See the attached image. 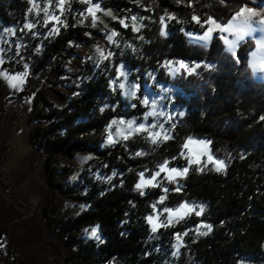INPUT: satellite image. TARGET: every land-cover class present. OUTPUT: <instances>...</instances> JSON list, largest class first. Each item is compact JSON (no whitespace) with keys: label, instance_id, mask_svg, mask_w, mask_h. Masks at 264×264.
I'll list each match as a JSON object with an SVG mask.
<instances>
[{"label":"trees","instance_id":"16d2710c","mask_svg":"<svg viewBox=\"0 0 264 264\" xmlns=\"http://www.w3.org/2000/svg\"><path fill=\"white\" fill-rule=\"evenodd\" d=\"M66 2L58 32L49 36L21 32L25 42L22 56L29 75L19 97L32 96L37 117L44 121L38 127L37 145L47 162L58 154L72 159L78 151L90 148L98 158L100 175L83 171L72 185L50 181L51 190L61 200H78L87 208L57 221L46 206H40L34 215L40 218L45 241L55 234L56 223V234L67 235L73 249L69 259L84 264L264 262V81H256L249 65L255 41L241 43L234 56L219 33L204 46L189 42L184 32L202 31L210 17L227 23L241 7L258 4L253 0H102L103 6L118 16L110 21L118 33L112 44L108 33L93 28L91 19L84 17L81 1ZM29 8V0H0V24L22 25ZM133 16L142 21L139 31H134L132 24L124 27L120 23L122 18ZM165 27L169 33L161 35ZM90 35L114 51V58L106 67L96 69L87 63L69 75L65 62L73 52L72 45L91 42ZM178 59L211 65L172 78L166 63ZM121 62L135 70L139 81L137 95L131 101L117 84H112V79L119 78ZM151 74L175 86L179 91L176 100L185 107L170 139L152 143L136 134L106 144L113 120L141 118L147 112L142 100ZM46 90L65 104L55 105L45 96ZM190 137L210 139L212 152L224 160L225 167L221 171L211 167L190 169L185 176L167 183L171 188L167 193L162 185L136 188L141 172L153 171L176 157ZM2 184L9 188L3 180ZM183 202L200 204L202 214L193 212L153 236L147 222L153 205L175 207ZM201 223L211 230L189 231L178 255L172 258L175 233ZM94 225L102 235L100 241L76 235ZM3 243L0 231V261Z\"/></svg>","mask_w":264,"mask_h":264},{"label":"rangeland","instance_id":"374dc122","mask_svg":"<svg viewBox=\"0 0 264 264\" xmlns=\"http://www.w3.org/2000/svg\"><path fill=\"white\" fill-rule=\"evenodd\" d=\"M29 1V16L22 25L6 26L0 24V46L1 56L4 59V68L14 74L27 73L22 86L17 88V90L10 92L0 102V108L4 107L3 112H0V205L4 206L6 202H8L18 211L25 214L23 217L24 219L31 218L38 221L41 226L42 240L40 241V239L36 237V227L34 221L23 222L21 218H13L7 211L0 209V231L4 237V243L1 245L2 254L0 264H84L81 260L73 261L69 259L72 255L73 249H71L67 243V235L59 236L56 234V223L53 226L55 234L50 239L45 241L40 218L34 215V212L38 211L40 206H46L49 210V214L57 221H60L61 219H68L79 214L87 208V205L78 200L67 198L61 200L59 195L51 190L50 181L64 182L68 185H72L83 171L87 174L94 173L96 175H100V171L98 158L90 148L78 151L72 159H68L63 155L58 154L52 156L47 162L42 156L40 148L37 145L38 127L43 125L44 121L37 117L38 110L33 106L32 96L22 98L19 97V93L24 89L29 75L28 66L25 64L22 56L25 42L22 38L21 32L28 31L35 36H49L55 33L53 29H59L64 22V16L67 11V0H65L63 13H61L58 7V0H51V3H49V0ZM79 1L82 2V0ZM253 1L258 5L246 6L259 13L258 16H254L251 19L252 27L257 30L253 32L251 36H247L245 40L252 39L256 44V40L264 38V32L259 30L260 25L258 24V21L264 18V0ZM82 3L85 5V11L83 13L84 17L90 18L92 27L99 31L108 33L107 37H109L114 32L110 21L118 18L117 13L111 9L105 8L102 4V0H91V5L85 2ZM97 3L100 6V10L96 11L95 26H93V17L88 13L87 9ZM45 8L48 9V16H59L62 23H58L55 20H48L45 12L43 11ZM108 12H111V15H107ZM113 17H115V19ZM122 20H124L127 25L128 23L133 25L131 17H124ZM214 21L220 25H226L230 22L221 23L216 20ZM29 23L33 24L34 27L31 29L26 28L25 25ZM165 23H167V20H165ZM203 25L204 29L202 31L184 29L189 42L208 46L216 33L226 37L228 40L235 39L233 34L221 32L215 27V25L208 23H204ZM135 26H138L139 30L142 26V21L138 17H136ZM208 28L213 29L211 32V39L207 42L200 40L199 37L203 36ZM164 32L166 34L169 33L166 27ZM90 37L92 39L91 42L75 43L72 45L73 52L69 54V57L65 62V69L69 75H73L78 67L87 63L93 64L96 69L106 67V65L114 58V51L104 48L97 36L90 35ZM110 42L112 44L116 43L115 36ZM241 42L242 41H240L237 46ZM225 45L227 49L228 45ZM97 48L102 49L105 56L108 58L102 59L100 54L97 52ZM255 51H257V44L250 51L249 65L254 78L257 81H263L264 72H261L258 68L254 71L252 68V53ZM108 53H111L112 55L108 56ZM181 61L188 65V68H194L195 70L192 72L199 71L206 65H211V63L207 61H188L182 59L168 61L166 63V67L172 78H175L183 72L191 73L182 67L180 68V71L175 74L170 71V69L180 67L178 62ZM121 65H123L122 69L120 67ZM196 65L200 66L196 67ZM121 71L126 73V77L120 74ZM118 77L119 78L116 81L115 79H112V84H117L119 87V84L123 83L125 87L123 89L119 88L122 90L123 96L127 100L131 101L137 95V91L139 89L133 87L134 85H139V81L135 75V70L129 69L124 62H121L118 66ZM150 79L151 83L144 85V94L149 100L147 112L141 118L122 117L115 119L116 121L123 120L125 123L110 124L108 127V135L105 142L106 144H114L119 140L125 139L124 136L131 138L136 134H142L152 142L150 132L161 133L160 137L157 138V142L165 140V135L171 137L173 125H175L177 120L184 115L185 107L176 100L179 95V91L175 86L158 81L155 79L154 74L150 75ZM130 89L136 92L134 97L125 95V93ZM1 90L2 89H0V91ZM67 91L68 90L66 89V92ZM44 94L57 106L61 107L65 104V101L57 99L51 91L46 90L44 91ZM153 101L156 102L155 111L157 113L163 112L165 115L147 116V119H145L146 114L153 111ZM132 120L136 122L134 127L140 124H145L146 126H149V131L131 132L130 129H127V122ZM153 124L156 125L155 128L150 127ZM117 131H123V135H116ZM129 132H131L130 135ZM109 135L112 136L111 143L108 141ZM189 139L196 142L203 141L204 143H191L187 148H185L184 145L188 143ZM209 156L212 157V160H209ZM89 157L90 159H88ZM216 161H223L225 165L224 160L216 157L212 152L210 139L204 137H190L183 143L182 149L176 157L165 161L167 162L166 170L160 172L159 176L156 177L152 184L145 185L141 190L151 186L162 185L163 189H168V191H170L171 188L168 186V182H175L179 177L185 176L190 169H202L203 167L216 169ZM165 162L160 164L153 171H143L144 179H151L153 175L160 170V167L165 164ZM185 168H187L188 171L184 175L176 176L174 180H170L168 178L169 171L171 169L183 172ZM173 175L175 174L173 173ZM2 180L7 187H9L8 189L3 186ZM139 182L140 176L137 184ZM184 204L193 206L195 211L187 212V210H185L183 218L193 212H198L200 207H202L200 204L189 202H183L175 207L160 208L155 206L152 212L147 215V218L152 216L154 222L158 225L157 230L153 232L152 224H150L147 219L151 234L156 236L160 229L166 227L168 228L176 220L182 219L180 216H173L172 223H167L170 213L165 211V209H171L175 212ZM93 229H98L97 236L99 239L91 236ZM191 230L196 233H200L207 231L208 227L205 223H201L196 227H186L185 229L178 230L172 240L170 251L172 258H176L180 248L185 243L184 237ZM178 234L181 237L179 241L177 240ZM76 235L85 240L92 239L100 241L102 239L98 225L86 227L77 231ZM56 239L64 241V244L68 249L66 256L62 254V251L54 243V240ZM178 244L180 247L177 252ZM169 264H173L172 260H170ZM240 264H264V262H255L253 260L243 259Z\"/></svg>","mask_w":264,"mask_h":264},{"label":"snow or ice","instance_id":"6c2138e0","mask_svg":"<svg viewBox=\"0 0 264 264\" xmlns=\"http://www.w3.org/2000/svg\"><path fill=\"white\" fill-rule=\"evenodd\" d=\"M82 2H85V3H88V4L91 5V0H82ZM49 3H51V0H49ZM64 4H65V0H58V7H59L61 13H63ZM97 10H100V6H99L98 3L95 4V5H92L91 7H89L87 9L88 13L91 14L92 17H93V26H95L96 11ZM43 11L45 12V15L47 16L48 20H55L58 23H62V21H60L59 16H55V15L48 16V9L47 8L43 9ZM107 15H111V12H108ZM258 15H259V13L255 12L253 9L248 8L245 5V6L241 7L239 11L236 12V14L232 18V20L226 25L217 24L214 20H212L211 17L205 23L215 25V27L217 29H219L221 32H228V33L233 34L235 36L234 40H228L224 36L220 37L221 39L224 40L225 44L228 45L227 51L232 52V54L235 56V48H236L237 44L240 41L245 40V38L247 36H251L252 33L257 30V29L252 27L251 19H252V17L258 16ZM113 18L115 19V17H113ZM131 19H132L133 25H134L133 30L134 31H139V27L135 26L136 17L133 16V17H131ZM193 19L196 20L198 23L200 22L198 17L194 16ZM163 20H164V17H161V22H163ZM120 23L124 27L128 26L127 24H125L124 20H121ZM258 24L260 25L259 30L264 32V18H262L260 21H258ZM25 27L28 28V29H31V28L34 27V25L29 23V24L25 25ZM53 31L58 32L59 29L56 28V29H53ZM212 31H213L212 28H208L207 31L204 33V35L199 37V39L207 42L208 40L211 39V32ZM116 35H118V33L113 32L108 37V40L111 41L113 39V37L116 36ZM161 35H166V33L162 31ZM256 44H257V51L252 53V56H253L252 68H253L254 71L257 70V68H258L261 72H264V59L259 60V62H257V60H256V57H257L258 53H264V38L256 40ZM97 52L100 54V57L102 59H107L108 58L107 56H105L104 51L102 49L97 48ZM110 55H112V54L108 53V56H110ZM2 63H3V61L0 60V64H2ZM178 63L180 65V67H176L174 69H170V71H172L173 74L179 72L181 67L187 69L189 72H192V71L195 70L194 68H191V69L188 68V65L184 64L182 61L178 62ZM199 66L200 65H196V67H199ZM120 67L122 69L123 65H121ZM205 67H207V65ZM120 74L122 76L126 77V73H124L123 71H121ZM0 75H5V78L9 81L11 86L13 88H17L18 87V83L19 84H23V82H24L23 81V77H26L27 73L25 72V73H23L21 75H18V76H7L6 74H3V73H0ZM113 83H115V82H113ZM119 87L121 89H123L125 87V85L123 83H121V84H119ZM133 87L138 89L139 85H134ZM125 95H130V96L134 97L136 95V92L132 91L130 89L128 92L125 93ZM142 103L145 106H148L149 105L148 98L145 97L142 100ZM155 104H156V102L153 101V104H152L153 111L147 113L146 116H145V119H147V116L165 115V113H163V112L157 113L155 111ZM124 123L125 122L123 120H121V121L113 120L112 121V124H124ZM134 125H136V122L134 120L128 121L127 122V129H130L131 132L149 131V126H146L145 124H140V125L135 126V127H134ZM150 127L151 128H155L156 125L153 124ZM173 127H174V125H173ZM131 132H129V135L131 134ZM116 135H118V136L123 135V131H117ZM160 135H161L160 132H155V133H151L150 132L152 143H156L157 142V138H159ZM124 138L127 139L128 137L124 136ZM164 139H170V137L165 135ZM108 141L110 143L112 142V136L111 135H109ZM191 143H204V142L203 141L196 142V141H193V140L189 139L188 143H186L184 145V147L187 148L188 145L191 144ZM137 155H142V153H137ZM88 159H90V157ZM209 160H212L211 156H209ZM190 163H191V161H190ZM216 164H217V168H216L217 171H221L225 167L223 161H216ZM166 167H167V162H165V164L160 167V170L158 172H156L155 175H153V177L151 179H148V180L144 179V173L143 172L140 173V182L136 185V188L137 189H142L145 185L152 184L153 181L156 179V177L159 176L160 172H163V171L166 170ZM187 171H188L187 168H185L183 170V172L177 171L176 169H171L169 171L168 178L170 180H174L176 176L184 175ZM173 173L175 175H173ZM164 191L167 192L168 189H164ZM177 191H179V189H177ZM163 199H164V197H161V202L163 201ZM153 208H155V205H153ZM185 210H187V212H192V211H195V208L193 206L188 205V204H184L179 209H177L175 212H173L171 209H165V211H168L170 213V216L168 218L167 223H169V224L172 223V217L173 216H180V218H183V214H185ZM202 212H203V207H200V210L198 212H196V215H200ZM147 219H148V222L150 224H152V231L155 232L157 230L158 225L154 222V219H153L152 216H149ZM207 227H209V230H211V226H207ZM97 231H98V229H93L92 232H91V236L96 237L97 239H99V237L97 236ZM204 234H206V233H204ZM180 239H181V237L178 234L177 235V240L179 241ZM179 247H180V245L178 244L177 245V252L179 251Z\"/></svg>","mask_w":264,"mask_h":264},{"label":"bare ground","instance_id":"6f19581e","mask_svg":"<svg viewBox=\"0 0 264 264\" xmlns=\"http://www.w3.org/2000/svg\"><path fill=\"white\" fill-rule=\"evenodd\" d=\"M264 59V53H258L256 60L257 62H259V60ZM0 60L3 61L2 64H0V73L6 74L7 76H18L21 75L23 73H18V74H14L11 71L7 70L4 68V59L1 56V46H0ZM26 77H23V81H25ZM18 83V82H17ZM24 83V82H23ZM22 84L18 83V87H21ZM17 88H13L11 86V84L9 83V81L5 78V75H0V89H2L0 91V102L3 100V98L8 95L10 92L17 90ZM0 209H4L5 211H7L11 217L13 218H21L23 222L25 221H34L35 222V227H36V237L40 239V241L42 240V231H41V226L39 224L38 221H35L34 219L31 218H26L24 219L23 217L25 216L24 213L18 211L12 204L6 202V204L4 206L0 205ZM54 243L56 244V246L62 251V254L64 256L67 255L68 253V249L64 244V241L60 240V239H56L54 240Z\"/></svg>","mask_w":264,"mask_h":264},{"label":"water","instance_id":"95a60500","mask_svg":"<svg viewBox=\"0 0 264 264\" xmlns=\"http://www.w3.org/2000/svg\"><path fill=\"white\" fill-rule=\"evenodd\" d=\"M241 43H242V42H241ZM241 43H240V44H241ZM240 44H239V45H240ZM236 49H237V48H236ZM236 49H235V54H236ZM256 81H257V80H256ZM259 82H261V81H259Z\"/></svg>","mask_w":264,"mask_h":264}]
</instances>
